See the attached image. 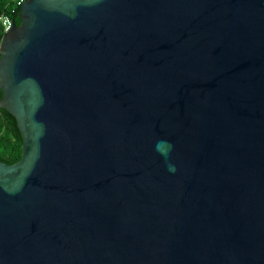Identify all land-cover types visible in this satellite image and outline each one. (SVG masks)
<instances>
[{
  "label": "water",
  "instance_id": "95a60500",
  "mask_svg": "<svg viewBox=\"0 0 264 264\" xmlns=\"http://www.w3.org/2000/svg\"><path fill=\"white\" fill-rule=\"evenodd\" d=\"M0 44V264H264V0H24Z\"/></svg>",
  "mask_w": 264,
  "mask_h": 264
},
{
  "label": "trees",
  "instance_id": "16d2710c",
  "mask_svg": "<svg viewBox=\"0 0 264 264\" xmlns=\"http://www.w3.org/2000/svg\"><path fill=\"white\" fill-rule=\"evenodd\" d=\"M21 0H0V17L7 15L21 24ZM24 1V0H23ZM5 29L0 21V44L5 35ZM1 56V53H0ZM0 156L13 162L22 157V141L12 119L0 108Z\"/></svg>",
  "mask_w": 264,
  "mask_h": 264
},
{
  "label": "built area",
  "instance_id": "2783aa9c",
  "mask_svg": "<svg viewBox=\"0 0 264 264\" xmlns=\"http://www.w3.org/2000/svg\"><path fill=\"white\" fill-rule=\"evenodd\" d=\"M23 0L19 2L20 5H22ZM0 21L2 22V25L4 26L5 32H7L11 26H12V20L7 15H3L0 17Z\"/></svg>",
  "mask_w": 264,
  "mask_h": 264
}]
</instances>
